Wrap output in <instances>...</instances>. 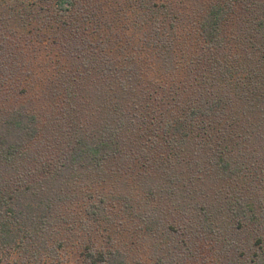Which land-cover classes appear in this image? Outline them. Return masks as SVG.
Listing matches in <instances>:
<instances>
[{
  "label": "trees",
  "instance_id": "16d2710c",
  "mask_svg": "<svg viewBox=\"0 0 264 264\" xmlns=\"http://www.w3.org/2000/svg\"><path fill=\"white\" fill-rule=\"evenodd\" d=\"M111 5L55 0L72 35L34 96L44 118L0 101V254L84 232L86 264H125V231L152 264L238 254L243 231L264 232V0Z\"/></svg>",
  "mask_w": 264,
  "mask_h": 264
},
{
  "label": "rangeland",
  "instance_id": "374dc122",
  "mask_svg": "<svg viewBox=\"0 0 264 264\" xmlns=\"http://www.w3.org/2000/svg\"><path fill=\"white\" fill-rule=\"evenodd\" d=\"M54 3L55 0H0V73L3 70L7 71L6 74H14L0 77V101L10 104L18 100V103L34 111L39 110L43 118L48 113L41 108L38 99L36 100L38 96H34L38 93L39 86L47 84L54 65L65 62L62 48L72 35V27L66 29L62 22L50 19ZM111 3L112 0H98L100 6L110 7ZM87 38L93 40V36ZM64 70L71 71L67 66ZM262 170V182H256L255 191L256 196L264 202V166ZM69 208L76 209L77 212L80 207H66ZM124 228H129V225L125 223ZM83 234L84 232L61 233L53 241L52 254L39 255L36 259L30 258V254L22 250L11 251L10 255L0 254V264H86L84 246L91 244L86 243V238H81ZM129 235L128 231L123 232L118 237L119 243L115 244L116 249L123 255L125 264H152L155 256L149 243L140 242L139 235ZM103 236L97 230L92 233L93 241L98 243L95 244L97 248L100 245L102 248L107 246ZM239 237L244 246L238 254L229 258L221 257L220 260L216 258V250L210 251L203 247L205 249L200 251L203 260L200 263L264 264V232L249 228ZM258 237L262 240L261 243L256 242Z\"/></svg>",
  "mask_w": 264,
  "mask_h": 264
}]
</instances>
